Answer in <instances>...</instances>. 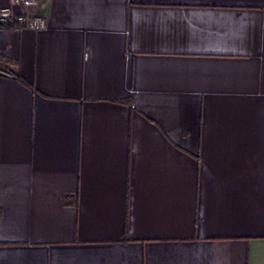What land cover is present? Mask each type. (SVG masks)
Wrapping results in <instances>:
<instances>
[{
	"label": "crops",
	"instance_id": "0c3cea01",
	"mask_svg": "<svg viewBox=\"0 0 264 264\" xmlns=\"http://www.w3.org/2000/svg\"><path fill=\"white\" fill-rule=\"evenodd\" d=\"M7 5L0 264H264V0Z\"/></svg>",
	"mask_w": 264,
	"mask_h": 264
},
{
	"label": "built area",
	"instance_id": "2783aa9c",
	"mask_svg": "<svg viewBox=\"0 0 264 264\" xmlns=\"http://www.w3.org/2000/svg\"><path fill=\"white\" fill-rule=\"evenodd\" d=\"M39 0H13L20 6L34 5ZM47 26L43 16L17 12L12 5L0 8V28L4 30L28 29L33 31L44 30Z\"/></svg>",
	"mask_w": 264,
	"mask_h": 264
},
{
	"label": "trees",
	"instance_id": "16d2710c",
	"mask_svg": "<svg viewBox=\"0 0 264 264\" xmlns=\"http://www.w3.org/2000/svg\"><path fill=\"white\" fill-rule=\"evenodd\" d=\"M15 66V62L10 59L9 57L0 54V73L7 74L9 76L14 77L15 79L25 83L24 79L20 77L14 70L13 67ZM126 103L131 104L132 100L128 99L125 100Z\"/></svg>",
	"mask_w": 264,
	"mask_h": 264
}]
</instances>
